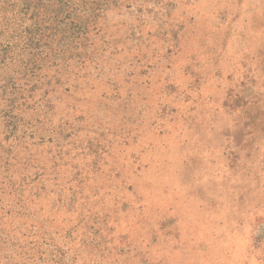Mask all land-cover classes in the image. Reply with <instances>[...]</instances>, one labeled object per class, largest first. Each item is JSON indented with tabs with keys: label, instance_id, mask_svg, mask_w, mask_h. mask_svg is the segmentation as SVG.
I'll use <instances>...</instances> for the list:
<instances>
[{
	"label": "rangeland",
	"instance_id": "374dc122",
	"mask_svg": "<svg viewBox=\"0 0 264 264\" xmlns=\"http://www.w3.org/2000/svg\"><path fill=\"white\" fill-rule=\"evenodd\" d=\"M0 264H264V0H0Z\"/></svg>",
	"mask_w": 264,
	"mask_h": 264
},
{
	"label": "trees",
	"instance_id": "16d2710c",
	"mask_svg": "<svg viewBox=\"0 0 264 264\" xmlns=\"http://www.w3.org/2000/svg\"><path fill=\"white\" fill-rule=\"evenodd\" d=\"M59 11H62V9L60 8L59 10H57V14L60 13ZM32 16H33V15H31V17H28V18H32ZM36 39L38 40V43L35 44V43H34V40H33V41L30 40V44H29L28 42H26V45L29 46L31 49H35L36 45H37V44L39 45V42H40V38L37 37ZM27 43H28L29 45H28ZM24 52H25V51H23V53H24ZM29 54H30V53H29ZM9 61H10V60H9Z\"/></svg>",
	"mask_w": 264,
	"mask_h": 264
}]
</instances>
